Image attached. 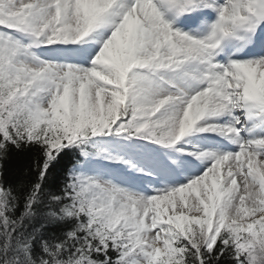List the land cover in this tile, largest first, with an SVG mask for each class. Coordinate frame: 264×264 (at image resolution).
<instances>
[{
  "label": "snow or ice",
  "instance_id": "6c2138e0",
  "mask_svg": "<svg viewBox=\"0 0 264 264\" xmlns=\"http://www.w3.org/2000/svg\"><path fill=\"white\" fill-rule=\"evenodd\" d=\"M0 264H264V0H0Z\"/></svg>",
  "mask_w": 264,
  "mask_h": 264
},
{
  "label": "trees",
  "instance_id": "16d2710c",
  "mask_svg": "<svg viewBox=\"0 0 264 264\" xmlns=\"http://www.w3.org/2000/svg\"><path fill=\"white\" fill-rule=\"evenodd\" d=\"M18 163H19V158H17V157H13V159L9 162L8 167H9L10 169H11V168H14V167H16V166L18 165ZM60 167H61V166L58 165L57 168L54 170V172L56 173V175L59 174Z\"/></svg>",
  "mask_w": 264,
  "mask_h": 264
}]
</instances>
